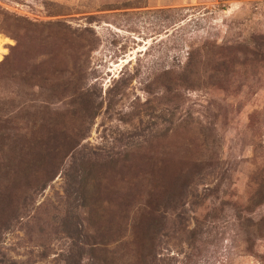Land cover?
I'll return each instance as SVG.
<instances>
[{
    "label": "rangeland",
    "instance_id": "1",
    "mask_svg": "<svg viewBox=\"0 0 264 264\" xmlns=\"http://www.w3.org/2000/svg\"><path fill=\"white\" fill-rule=\"evenodd\" d=\"M75 260L264 264V0H0V264Z\"/></svg>",
    "mask_w": 264,
    "mask_h": 264
},
{
    "label": "trees",
    "instance_id": "2",
    "mask_svg": "<svg viewBox=\"0 0 264 264\" xmlns=\"http://www.w3.org/2000/svg\"><path fill=\"white\" fill-rule=\"evenodd\" d=\"M84 163H85V162H81V163H80V166H82V165L84 166ZM85 180H86V177L84 176V174H81L77 180L73 179V183H74V184H77V185H76L77 187L75 186V188H76V189H79V187L82 186V184L84 183ZM73 263H74V264H75V263L77 264V260H75Z\"/></svg>",
    "mask_w": 264,
    "mask_h": 264
}]
</instances>
